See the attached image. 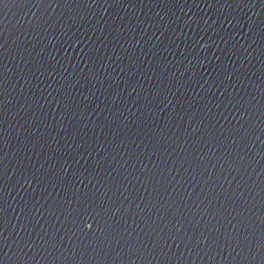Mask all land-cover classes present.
<instances>
[{
	"label": "water",
	"instance_id": "95a60500",
	"mask_svg": "<svg viewBox=\"0 0 264 264\" xmlns=\"http://www.w3.org/2000/svg\"><path fill=\"white\" fill-rule=\"evenodd\" d=\"M0 264H264V0H0Z\"/></svg>",
	"mask_w": 264,
	"mask_h": 264
}]
</instances>
